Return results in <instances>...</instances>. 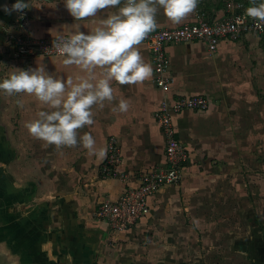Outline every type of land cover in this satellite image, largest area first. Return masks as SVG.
Returning <instances> with one entry per match:
<instances>
[{
	"label": "crops",
	"instance_id": "obj_1",
	"mask_svg": "<svg viewBox=\"0 0 264 264\" xmlns=\"http://www.w3.org/2000/svg\"><path fill=\"white\" fill-rule=\"evenodd\" d=\"M229 1L199 0L196 10L179 25H173L161 9L155 31L194 23L202 13L209 21L222 20L229 14ZM235 1L245 10L252 6L249 0ZM19 2L27 5L30 33L38 38H56L58 34L70 37L77 31L91 34L100 26L99 21L116 13L126 0L79 21L66 9L65 0ZM262 2L257 0V4ZM17 3L9 0L0 10V62L12 57L8 33L24 31L16 25L19 10L13 6ZM137 47L144 62L152 66V77L138 85L112 81L114 99L94 105V124L77 130L78 140L84 134L94 137L97 149L106 152L104 158L89 156L82 144L57 149L32 137L25 124L38 119L40 111L53 110L32 95L28 101L35 100L37 107L33 109L30 103V113L26 108L22 122H17L21 126L13 124L8 133L11 169L7 178L12 189L8 185L5 196L6 226L14 231V243L31 253L26 264H187L190 250L206 246L208 233H214V246L218 247L223 233L234 235L239 230L253 234L250 239L242 237L231 257L244 256L247 263H261L264 234L260 235L253 223L250 228L247 224L239 228L236 222L250 212L245 175L254 163H262L264 170V39L253 34L237 42L221 40L207 60L203 59L209 53L205 42L166 47L167 74L173 80L170 97L210 99L207 110H186L175 117L177 137L189 155L182 190L176 189L179 186L161 189L150 198L149 212L127 231L114 233L108 223L96 218L104 201L118 199L139 184L142 174L166 165L167 140L155 118L164 93L154 82L149 49ZM64 59L27 60L35 61L29 69L43 65L54 78L79 82L86 73L75 65L65 66ZM121 99L128 101V111L114 113L112 109ZM15 128L21 143L15 140ZM111 137L117 139L123 156L115 178L100 172ZM240 173L243 181L239 180ZM240 195L241 207H226L224 201L236 200L238 204ZM227 212L232 215L230 220L223 218ZM252 214L255 216V211ZM223 254L227 255L222 251L215 254L217 262L222 263ZM205 263L202 256L191 264Z\"/></svg>",
	"mask_w": 264,
	"mask_h": 264
},
{
	"label": "clouds",
	"instance_id": "obj_2",
	"mask_svg": "<svg viewBox=\"0 0 264 264\" xmlns=\"http://www.w3.org/2000/svg\"><path fill=\"white\" fill-rule=\"evenodd\" d=\"M198 2L126 0L116 13L99 21L100 26L91 34L77 31L67 39L58 34L53 41V49L66 57L65 66L75 65L86 73L79 82L54 78L47 74L45 66L38 65L36 69L11 71L9 78L0 82V90L9 97L19 93L33 95L42 105L53 109L40 111L38 119L25 124L32 137L55 145L57 149L82 144L89 156L104 158L106 152L103 148L97 149L94 137L84 134L78 140L77 130L94 124L91 110L94 105L102 106L104 101L114 99L112 81L120 85H138L152 77V66L144 62L137 46L156 30L158 11L162 9L173 25H179L196 10ZM249 2L252 6L246 9V16L258 21L256 26L264 29V2ZM121 3L122 0H65V7L79 21ZM13 7L23 10L27 5L18 0ZM128 108V101L121 99L112 111L125 113Z\"/></svg>",
	"mask_w": 264,
	"mask_h": 264
},
{
	"label": "built area",
	"instance_id": "obj_3",
	"mask_svg": "<svg viewBox=\"0 0 264 264\" xmlns=\"http://www.w3.org/2000/svg\"><path fill=\"white\" fill-rule=\"evenodd\" d=\"M228 11V16L222 20L209 21L202 13L194 23L153 31L140 44L145 45L152 55L154 82L164 93L155 118L167 140L166 165L142 174L139 184L129 188L118 199L102 203L96 212V218L108 223L112 232L120 233L135 226L149 212V200L153 195L167 186L181 185L184 165L189 155L177 137L175 117L186 110L205 111L210 106V99L204 96L178 99L170 97L173 80L167 74L166 47L194 41L205 42L208 44L209 53L203 59L207 60L218 50V42L221 40L237 42L251 34L264 39V29L256 26L258 21L246 16L243 4L230 0ZM16 25L24 31L19 34L11 31L8 33L14 59L65 57L53 49L55 38H38L28 31L29 17L26 8L19 10ZM122 160L121 146L116 138L111 137L108 141L107 156L102 165V174L108 178L117 177Z\"/></svg>",
	"mask_w": 264,
	"mask_h": 264
},
{
	"label": "rangeland",
	"instance_id": "obj_4",
	"mask_svg": "<svg viewBox=\"0 0 264 264\" xmlns=\"http://www.w3.org/2000/svg\"><path fill=\"white\" fill-rule=\"evenodd\" d=\"M34 60L32 61L18 60L17 61L11 56L9 57L6 56L4 61L0 62V82H3L4 79L9 78L11 71L15 69L29 70V68L35 63ZM30 96L31 95H28L25 93H19V94H15L14 96L9 97L5 95L3 90H0V190L5 191V192L0 191V202L1 203H4L3 199L5 198L6 192L8 191V188H7L8 185L12 189V185L10 184V181L8 182V178H7L8 171L9 169H11L8 166L9 165L8 158L11 157L10 153L9 152L7 153L8 151L7 144L9 140L8 133L12 132L13 124L17 127L21 126V124L17 122H22L21 120L23 119L22 114H23V111L26 110V108H27L28 113H30L29 105L32 106V104H34L33 109L34 107L35 108L37 107L36 105L37 103L35 100L28 101L29 100L28 98ZM17 101H19V103H17ZM15 131H16L15 140L18 141V143H21L20 141L21 137H19V135L17 134L18 128L17 129L15 128ZM10 142L12 143V139H10ZM21 152L19 151L20 156H21ZM259 161L260 160H258V162ZM262 162H264V156H263ZM261 164L259 166V164L254 163L253 168L248 170L249 175L248 176L245 175V178H247L246 185L248 186L247 187L248 192L246 195H248L247 198L249 199L248 202H249L250 212L247 214V217L244 216L243 218L236 219V222L239 224L238 226L239 228L246 227V224L249 225V228H250V225L253 223L254 229L259 230L260 235H263L264 234V170ZM244 171H246V169ZM100 172L102 174V167H101ZM239 177H240L239 180L243 181L244 176L242 177L241 173ZM182 186L183 185L181 184L176 189L178 190L179 188V190L181 191ZM9 191L12 192L10 189ZM243 197H244V194H243ZM241 198H242V195H240V198H238L240 199L238 201V204L235 202L236 200H233L232 202L224 201V203L226 207L232 206L233 208H238V207H241V203H242ZM245 206L246 205H244V207ZM252 211H255V214H254L255 216H252L253 215ZM2 212L4 213V216L2 217L4 219L2 220L3 226H1V228L2 227L5 228L6 221H9L8 220L9 217L7 215L8 214L7 205L4 207ZM231 216L232 215H230V212H227L226 214H224L223 218L226 220H230ZM217 218L220 219L221 217L218 216ZM214 220H217V219H214ZM208 234H211V235L206 237L207 238L206 242L208 243H206L205 247L201 245L200 250H197V248L195 250L194 249L190 250V252L192 253V255L189 256L191 257L190 258L191 260H189L187 264L194 263L195 261L197 262L198 259L202 256L205 257L206 259L205 264H255L253 262L247 263V260H243L244 256H241L238 258L235 257L234 259L231 257V254L235 252L234 246H238L239 241H241L242 237L244 236L245 237L249 236V239H250V236L253 234L252 232H248V231L244 232V230H239V232H236L234 235L230 233H223L224 236L221 240V244H219L218 247L214 246L215 244L214 243V233H208ZM220 251L227 253V255L223 254L225 256L222 255V257L224 258V259L221 258L222 263L217 262V259L215 257V254ZM176 264H182V262L181 263L177 262ZM183 264H186V263L183 262ZM256 264H264V261H261V263H256Z\"/></svg>",
	"mask_w": 264,
	"mask_h": 264
},
{
	"label": "water",
	"instance_id": "obj_5",
	"mask_svg": "<svg viewBox=\"0 0 264 264\" xmlns=\"http://www.w3.org/2000/svg\"><path fill=\"white\" fill-rule=\"evenodd\" d=\"M9 4V0H0V10L5 9ZM4 203L0 202V264H26L31 261L30 254L24 248H19L14 243L13 230L2 227V218L4 213L2 210L7 205V198Z\"/></svg>",
	"mask_w": 264,
	"mask_h": 264
}]
</instances>
